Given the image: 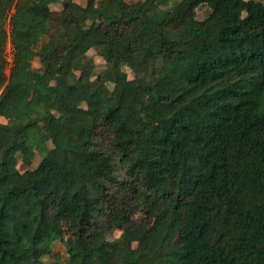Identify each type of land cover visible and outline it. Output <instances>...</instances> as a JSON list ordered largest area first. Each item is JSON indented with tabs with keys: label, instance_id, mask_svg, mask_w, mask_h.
I'll return each mask as SVG.
<instances>
[{
	"label": "trees",
	"instance_id": "1",
	"mask_svg": "<svg viewBox=\"0 0 264 264\" xmlns=\"http://www.w3.org/2000/svg\"><path fill=\"white\" fill-rule=\"evenodd\" d=\"M57 1L0 0V264L66 214L65 264H264V1Z\"/></svg>",
	"mask_w": 264,
	"mask_h": 264
},
{
	"label": "rangeland",
	"instance_id": "2",
	"mask_svg": "<svg viewBox=\"0 0 264 264\" xmlns=\"http://www.w3.org/2000/svg\"><path fill=\"white\" fill-rule=\"evenodd\" d=\"M86 1L87 0H74L72 3H65L63 0H58L57 2L52 3L50 5L52 10L48 14L50 19H51L52 26L56 25L64 17L69 16L77 4H85ZM98 1H100V0H98ZM262 1H264V0H262ZM179 9H180V16H179L177 21L172 22V25H180V23H182L185 19L192 16V14L194 13V10L190 6H188L185 2L181 3ZM209 12H210V10L207 9L206 7H201L197 11V17L198 18H204L205 16L208 15ZM61 53H62V51L59 50L58 53H56L55 55L52 56V58L50 59V64H49L50 67H53V66L56 67V65L58 64L57 56ZM62 55H63V57H61V59H67V58L76 57L78 55V53L76 51H67L66 50L65 52H63ZM89 55L94 58L95 63L97 65V70H101V69L105 68L104 60L101 58V56H99V54L95 50H91ZM34 66L35 67L40 66V62L38 61V59L34 62ZM127 72L129 73L130 77H133V75H134L133 72L130 71L128 68H127ZM1 120L3 122L5 121L4 118H1ZM44 133L46 135H48L47 131H44ZM35 166H36V163H33V165L30 168H33ZM18 167L22 171L27 168V166L25 164H23L22 162H19ZM135 219L138 222H144L146 225H151L153 222V218L146 215L143 212H138L135 215ZM61 223H62L63 228H64L63 237L60 240H57L55 242L54 252H53L56 254V256L58 255V257H55L54 255H47V256H44L41 259L35 261L33 264H65L68 261V253H67L66 243L68 241H70L74 236V232H73L71 225H70V216L67 214L62 216L61 217ZM119 234H120V232L116 231L110 237L115 238Z\"/></svg>",
	"mask_w": 264,
	"mask_h": 264
},
{
	"label": "built area",
	"instance_id": "3",
	"mask_svg": "<svg viewBox=\"0 0 264 264\" xmlns=\"http://www.w3.org/2000/svg\"><path fill=\"white\" fill-rule=\"evenodd\" d=\"M13 13V10H11L7 16V21H6V29H7V32L9 34V37H8V41H7V44L5 46V50H4V58H5V63H6V72L7 74L10 73V70L14 64V61H15V53H16V49H15V46L12 42V39H11V28H12V22H11V15Z\"/></svg>",
	"mask_w": 264,
	"mask_h": 264
}]
</instances>
